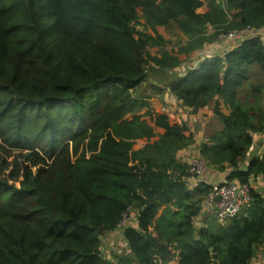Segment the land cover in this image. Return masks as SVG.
I'll use <instances>...</instances> for the list:
<instances>
[{
	"label": "trees",
	"instance_id": "1",
	"mask_svg": "<svg viewBox=\"0 0 264 264\" xmlns=\"http://www.w3.org/2000/svg\"><path fill=\"white\" fill-rule=\"evenodd\" d=\"M171 25L188 40L178 52L157 31ZM246 28H264V0H0V264H252L264 248V40L165 87L192 115L214 106L221 128L199 154L251 186L224 224L196 226L212 186L191 188L178 157L191 127L136 94ZM129 210L131 253L108 259L103 237Z\"/></svg>",
	"mask_w": 264,
	"mask_h": 264
},
{
	"label": "rangeland",
	"instance_id": "2",
	"mask_svg": "<svg viewBox=\"0 0 264 264\" xmlns=\"http://www.w3.org/2000/svg\"><path fill=\"white\" fill-rule=\"evenodd\" d=\"M199 11L202 12L204 11V9H201ZM138 29L141 31L145 30L143 26H139ZM146 31L150 34H154V32L151 29H147ZM157 31L166 40V44H167L166 49L168 50H173L175 52H178L181 49V47H183L188 42L186 36L179 30L177 25H171L169 27H158ZM209 32L210 33L213 32V29L210 26H209ZM262 38L264 39L263 36ZM234 47H235L234 41L228 40L226 38L225 39L218 38L214 43L206 45L203 49L192 52L189 55L188 60L174 71H168L167 73L150 74L148 80L138 88L136 94L137 96L149 97V98L151 97L149 103L151 107H153L154 109L168 105L171 106L170 102L165 101V97L164 100L160 98L161 94L163 95L167 91L165 88L167 82H169L172 78L176 76L184 75L185 72H187L191 68L199 67L202 64V62L208 57H213V56L224 57ZM160 50H161L160 48L149 49L152 55L159 53ZM153 85L155 87H158L159 89H162L163 92L158 93L157 90L153 88ZM210 108L211 109L205 111L198 118L197 117L193 118V116H191V114L187 110H183L182 108L181 109L183 110V112L182 110H180L182 113L185 114L184 116L186 117L187 121L186 120L184 121L187 122V124L191 127V129L194 130L195 135L196 136L198 135L197 139H199V136L201 135H203L206 138H209V134L221 128V123L218 117L216 116V114L214 113V106L212 105L210 106ZM222 108L224 111H227L225 107ZM161 109L165 111L163 108ZM166 109H168V107H166ZM181 119L183 118L181 117ZM195 153L198 152L192 153L187 158L188 163L190 162V159L195 155ZM207 217H208V213L207 214L204 213L202 216H200V218L196 221V226L201 227L202 223L208 220ZM209 222L216 223L214 219H212V221ZM135 223H136L135 221H130V222L128 221L124 224L125 226L118 228L117 231L112 232L110 234H106L103 237V245L101 248L103 255H105L108 259L112 260L115 259L114 257H116V255H128L129 253H131L126 244V241H124L123 239V232L126 227L134 225ZM160 263L161 262H159V264Z\"/></svg>",
	"mask_w": 264,
	"mask_h": 264
},
{
	"label": "built area",
	"instance_id": "3",
	"mask_svg": "<svg viewBox=\"0 0 264 264\" xmlns=\"http://www.w3.org/2000/svg\"><path fill=\"white\" fill-rule=\"evenodd\" d=\"M255 37L262 38V33L260 30L246 28L240 31H232L227 34H222L219 36V39L226 38L228 40L234 41V45H237L247 39ZM262 138L264 140V133ZM189 164L192 168V172H194L193 177L201 176L209 169L207 162L200 156V154H195L190 159ZM211 186L212 192L203 204L202 208V210H204L203 213H208L207 218L210 220L214 219L218 223L224 224L228 220L236 217L242 211V209H244L250 203L251 186L247 184H241L238 181L228 182L225 180L220 183H215ZM217 196L221 197L219 201H216ZM136 217V211L129 210L124 215L119 228L125 226L124 224L128 221H136Z\"/></svg>",
	"mask_w": 264,
	"mask_h": 264
},
{
	"label": "crops",
	"instance_id": "4",
	"mask_svg": "<svg viewBox=\"0 0 264 264\" xmlns=\"http://www.w3.org/2000/svg\"><path fill=\"white\" fill-rule=\"evenodd\" d=\"M260 32L262 33V36H264V28L260 29ZM233 47V46H232ZM233 49V48H232ZM165 95V96H164ZM165 97V101L166 102H170L171 106H163L161 108H163L171 118L175 119V118H183V120H186V117L184 116L185 114L182 113L183 110L180 108V105L178 104L179 102L177 101L176 97L173 96L170 92L166 91L165 94H161V97L164 100ZM151 99V97H150ZM148 99V101L150 100ZM150 102V101H149ZM166 107H168V109H166ZM211 109L210 106L207 107L206 109L202 110L200 113L196 114V115H192L193 118L195 117H199L200 115H202L205 111ZM171 110V111H170ZM182 110V112L180 111ZM171 112V113H170ZM179 113V114H178ZM190 116V117H191ZM187 121V120H186ZM193 130V129H192ZM194 132V130H193ZM210 135V134H209ZM198 136V135H197ZM197 136L195 135V144L187 149L182 150L178 157L183 160L184 162H187V158L194 152H198L195 154H199V147L201 145V143L208 141V138L204 137L203 135L199 136V139H197ZM144 146L143 142H139L138 143V147L142 148ZM264 150V148H260L258 150V153H261ZM231 169H226L225 171L221 172L218 170H215L211 167H209V170L204 173L201 176H196V177H191L188 179V183L189 186L195 187L196 184H198L199 182H205L208 183L209 185H212L214 183H220L222 181H225L230 173ZM258 182L260 184H262V180L261 178L258 180ZM205 222L202 223L201 226L204 225ZM112 233V232H111ZM110 234V233H109ZM160 264H178V258H174L173 260L167 261V262H161ZM252 264H264V248H262L257 255L253 258L252 260Z\"/></svg>",
	"mask_w": 264,
	"mask_h": 264
},
{
	"label": "water",
	"instance_id": "5",
	"mask_svg": "<svg viewBox=\"0 0 264 264\" xmlns=\"http://www.w3.org/2000/svg\"><path fill=\"white\" fill-rule=\"evenodd\" d=\"M262 191H264V189H262ZM220 199H221L220 196H217V197H216V201H219ZM211 250H213V249H211Z\"/></svg>",
	"mask_w": 264,
	"mask_h": 264
}]
</instances>
